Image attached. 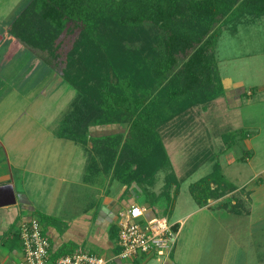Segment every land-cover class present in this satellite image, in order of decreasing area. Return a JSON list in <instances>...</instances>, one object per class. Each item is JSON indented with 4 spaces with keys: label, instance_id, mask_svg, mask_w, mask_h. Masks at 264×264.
I'll use <instances>...</instances> for the list:
<instances>
[{
    "label": "trees",
    "instance_id": "obj_1",
    "mask_svg": "<svg viewBox=\"0 0 264 264\" xmlns=\"http://www.w3.org/2000/svg\"><path fill=\"white\" fill-rule=\"evenodd\" d=\"M245 16H264V0H27L8 29L55 67L75 92L58 119L56 135L80 144L120 182L135 184L145 204L160 211L156 206L172 197L173 187V197L178 193L180 181L160 128L193 105L224 96L216 43L222 26L235 31ZM145 25L163 33L154 37L148 52L136 43L140 38H134ZM61 34L73 36L59 66ZM178 57L183 58L180 67L169 72ZM106 125H121L126 134H91L93 127ZM252 134L246 131L242 138ZM102 139L104 143L97 142ZM200 163L194 162L187 174ZM160 171L163 184L155 193ZM235 188L213 163L212 170L190 186V193L204 206Z\"/></svg>",
    "mask_w": 264,
    "mask_h": 264
},
{
    "label": "crops",
    "instance_id": "obj_2",
    "mask_svg": "<svg viewBox=\"0 0 264 264\" xmlns=\"http://www.w3.org/2000/svg\"><path fill=\"white\" fill-rule=\"evenodd\" d=\"M26 1L0 0V262L24 264L21 248L14 246L15 238L20 243L18 227L30 217L43 215L44 220L38 219L49 237L52 260L81 248L112 259L115 264H264V253L256 250V244L264 237V213L254 215V199L249 217L223 209L215 212L216 208L209 205H196L178 216L172 222L177 225L178 234L168 255L141 254L128 260L117 257L119 212L132 203L145 204L144 195L141 203L136 202V194L141 191L135 184L120 182L111 172H104L80 144L56 135L58 119L75 92L67 89L63 93L60 83L64 79L55 67L8 36L11 19ZM255 24L258 33L264 35V17L240 23V28ZM237 55L230 56H240ZM222 85L230 108L241 107L242 96L250 93L243 81L228 76L222 77ZM49 96L57 97L54 116L42 117L46 114L45 98ZM259 100L263 102L264 98ZM259 115L254 135L245 140L253 149L248 158L250 165L261 152L258 138L264 134V108ZM51 119L55 121L52 123ZM124 129L121 125L98 126L93 127L91 134L111 136L122 134ZM263 168L255 175L262 173ZM82 189L87 193L83 206ZM205 210L226 222L225 227H217V232L226 234L221 237L225 238L222 246L215 250V242L209 243L206 260L201 258L205 251L189 238L190 227L184 230L189 217ZM248 248L251 253L246 251Z\"/></svg>",
    "mask_w": 264,
    "mask_h": 264
},
{
    "label": "rangeland",
    "instance_id": "obj_3",
    "mask_svg": "<svg viewBox=\"0 0 264 264\" xmlns=\"http://www.w3.org/2000/svg\"><path fill=\"white\" fill-rule=\"evenodd\" d=\"M262 17L264 16L258 19ZM252 20L254 21L250 16L242 17L237 22L235 31H232L230 25L222 26V33L217 40L214 51L221 78L228 76L234 81L241 80L246 85V91L250 92V95L246 96L245 93L242 96V106L230 108L224 96L218 97L208 104L193 105L160 128L174 172L180 180L178 193L173 197V187L170 190L172 197H166L169 201L162 199L156 206L160 210L159 213L168 218L171 223L175 222L178 216L199 205L190 193V186L207 175L212 170L213 163L219 164L220 172L225 180L233 183L236 188L215 199H209L206 205L216 208L215 212H217V209H223L226 213L230 212L234 215L240 214L249 217L252 208L250 203H253L254 199V215L264 213V171L259 175H255L257 171L264 167V134L258 138L259 143L262 144L260 145L261 152L258 154L257 161L252 165L248 163V158L253 154V149L245 141L246 139L242 138L246 131L250 134L255 131L256 125L259 123V114L264 108V101L259 102L260 97L264 98V90L261 88L256 90V86L264 87V35L258 33L257 24L240 28V23L247 24ZM8 28L9 25L7 27L8 36L14 37L9 33ZM143 29V32L138 33V36L135 35L134 38H140L136 43L144 46V50L148 52L151 51L152 42H155L154 37L163 33L157 32L155 27L151 25H145ZM72 36L73 34H61L57 39V42H59L57 48L59 66H61V60L65 57L66 51L71 46ZM130 40L131 38L126 40L128 45H130ZM21 44L31 50L23 42ZM233 54H239L240 56H230ZM245 54H251L252 57H245ZM182 59L178 57V63L173 68L171 67L169 72L171 69L175 68L176 70L180 67ZM243 63V66L247 68L242 67ZM60 84L63 93L68 91L67 89L69 91L73 90L64 80H61ZM61 91L59 92L60 96ZM56 98L51 96L48 99L45 98L43 113L46 114L42 117L54 116ZM52 121L51 119L50 122ZM225 133H228V137L224 138ZM125 134L126 131L122 132V135ZM102 140L101 142H103ZM198 159L201 163L196 170L188 175L187 171ZM163 175L164 172L162 171L158 173V182L152 188L155 193L161 191ZM142 196L143 193H137L136 202L141 203ZM86 197L87 193L82 189V206L87 200ZM235 209L238 210V213L234 211ZM225 224L226 222L220 216L210 215L207 210L193 214L186 220L184 230L190 227L189 238L196 246L205 251V254L201 253L202 259L203 257L204 260L207 259L206 251H208L209 243L215 242V250H219V247L222 246L225 238L221 237H226V234L223 235L222 232H217V227H225ZM260 239L261 242L256 244V250L264 253V237ZM14 242V246L20 247L17 238L14 239ZM246 251L251 253L252 249L248 248ZM149 262L152 263L153 261Z\"/></svg>",
    "mask_w": 264,
    "mask_h": 264
},
{
    "label": "built area",
    "instance_id": "obj_4",
    "mask_svg": "<svg viewBox=\"0 0 264 264\" xmlns=\"http://www.w3.org/2000/svg\"><path fill=\"white\" fill-rule=\"evenodd\" d=\"M116 223L120 247L117 257L123 260L141 254L168 255L178 234V228H173L175 223L145 204L132 203L124 208ZM18 235L24 264H115L112 259L81 248L50 259L49 237L37 217L22 221Z\"/></svg>",
    "mask_w": 264,
    "mask_h": 264
}]
</instances>
